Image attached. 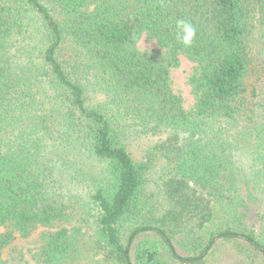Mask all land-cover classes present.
I'll return each instance as SVG.
<instances>
[{"label": "trees", "instance_id": "obj_1", "mask_svg": "<svg viewBox=\"0 0 264 264\" xmlns=\"http://www.w3.org/2000/svg\"><path fill=\"white\" fill-rule=\"evenodd\" d=\"M142 135L159 139L137 161ZM259 197L264 0H0V264H264Z\"/></svg>", "mask_w": 264, "mask_h": 264}, {"label": "rangeland", "instance_id": "obj_2", "mask_svg": "<svg viewBox=\"0 0 264 264\" xmlns=\"http://www.w3.org/2000/svg\"><path fill=\"white\" fill-rule=\"evenodd\" d=\"M156 46V42L153 40L147 39L145 36L141 38L139 41V47L141 49H149ZM194 63L188 60L185 56H181V64L178 68H175L172 72V78H173V87L174 90L181 94L184 98V106L187 109H191L194 106V95L191 91V86L189 84V76L193 72ZM159 138L154 135H142V136H134L131 138L129 142V149L133 155V157L137 161H142L147 158L148 152L151 151V149L154 147L155 143L157 142ZM166 174V168L163 160H157L154 164L153 168L151 169V172L149 174V189L152 192H155L158 194L159 192V185L161 184L162 179L165 177ZM243 193L247 194V189L243 185ZM257 196H259L257 194ZM263 197V196H262ZM259 197L257 201L254 203H251L252 211L251 216L247 219L248 224L252 227L259 228L261 221L257 216L258 211L264 210V203L263 198ZM47 230V228H39L35 230L29 238H21L18 236V238L15 241V244H17L18 248L27 249L29 247H33L34 245H38L39 237L41 235V232ZM5 228H0V233L5 232ZM18 249V250H19ZM220 256L224 259V261L229 260V264H236L235 256L231 253H228L227 251H223L220 253ZM88 262L87 258H82L79 261V264H86Z\"/></svg>", "mask_w": 264, "mask_h": 264}, {"label": "clouds", "instance_id": "obj_3", "mask_svg": "<svg viewBox=\"0 0 264 264\" xmlns=\"http://www.w3.org/2000/svg\"><path fill=\"white\" fill-rule=\"evenodd\" d=\"M176 27L179 30L178 39L185 47L190 48L197 37L196 27L183 19L176 21Z\"/></svg>", "mask_w": 264, "mask_h": 264}]
</instances>
